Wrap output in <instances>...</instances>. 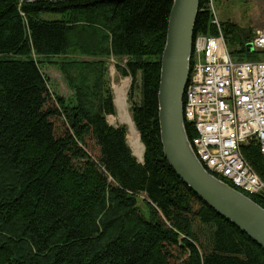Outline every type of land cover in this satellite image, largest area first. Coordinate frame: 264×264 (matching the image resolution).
<instances>
[{
	"label": "trees",
	"instance_id": "trees-1",
	"mask_svg": "<svg viewBox=\"0 0 264 264\" xmlns=\"http://www.w3.org/2000/svg\"><path fill=\"white\" fill-rule=\"evenodd\" d=\"M18 5L0 0V264H264V251L163 156L157 90L172 0ZM213 20L199 0L193 38L216 36ZM219 26L232 59L253 57L250 31L228 20ZM69 53L86 59L52 65L74 104L52 93L41 70L43 60ZM110 57L125 59L116 69L131 77V93L139 89L130 115L143 163L125 127L106 121L115 113ZM241 153L264 180L258 147ZM246 196L264 209L263 195Z\"/></svg>",
	"mask_w": 264,
	"mask_h": 264
},
{
	"label": "built area",
	"instance_id": "built-area-1",
	"mask_svg": "<svg viewBox=\"0 0 264 264\" xmlns=\"http://www.w3.org/2000/svg\"><path fill=\"white\" fill-rule=\"evenodd\" d=\"M76 0H19L21 5ZM216 36L197 35L192 40L189 77L182 100L185 128L194 154L205 170L246 195H263L262 180L241 153L249 144L264 160V28L250 44L251 59H232L214 12ZM248 52V51H247ZM248 197V196H247Z\"/></svg>",
	"mask_w": 264,
	"mask_h": 264
},
{
	"label": "water",
	"instance_id": "water-1",
	"mask_svg": "<svg viewBox=\"0 0 264 264\" xmlns=\"http://www.w3.org/2000/svg\"><path fill=\"white\" fill-rule=\"evenodd\" d=\"M198 1L172 0L167 21L157 90L163 156L193 194L264 251V209L205 170L194 154L184 125L182 100L189 77ZM246 47L252 51L250 44Z\"/></svg>",
	"mask_w": 264,
	"mask_h": 264
},
{
	"label": "rangeland",
	"instance_id": "rangeland-1",
	"mask_svg": "<svg viewBox=\"0 0 264 264\" xmlns=\"http://www.w3.org/2000/svg\"><path fill=\"white\" fill-rule=\"evenodd\" d=\"M214 12L218 22L230 21L241 29L243 33H248L250 31L251 37L257 30L264 28V0H214ZM250 37V38H251ZM234 50V49H231ZM86 59L85 57L79 55L78 53H69L67 56H59L52 58L51 62L48 59L43 60L41 65L42 73L45 74L49 87L52 93L57 96L63 97L68 101L69 104H74V92L69 89L68 83L66 81V76L62 74L60 68L52 65L53 62H63V61H82ZM125 59H117L110 57L107 63V76H106V86L110 89L112 95V102L114 105L115 113L114 115H109L106 117V121L110 126L118 127L123 126L126 129V143L131 151V154L135 159L140 162L143 160L144 146L140 141L138 132L136 131L134 124L131 120L130 107L132 104L139 101L138 87L135 88L134 93H131L132 80L131 77H124L121 75L117 69V63L123 66ZM139 81V75L137 76ZM127 84V85H126ZM125 110L133 124L135 131L138 134V139L143 148L141 159L138 157L137 153L133 151L131 146V140L129 136L128 126L119 121V112L116 105V95L115 90L125 87ZM139 207L143 210L144 206L139 203Z\"/></svg>",
	"mask_w": 264,
	"mask_h": 264
},
{
	"label": "bare ground",
	"instance_id": "bare-ground-1",
	"mask_svg": "<svg viewBox=\"0 0 264 264\" xmlns=\"http://www.w3.org/2000/svg\"><path fill=\"white\" fill-rule=\"evenodd\" d=\"M126 85L123 88L115 90V95H116L115 102H116V105L118 107L119 121L128 126L129 136H130V140H131V146L133 148V151L135 153H137L138 157L141 159L143 148H142L140 141L138 139V134L133 127V124H132V122H131L128 114H127V111L125 110L126 107H124L125 106Z\"/></svg>",
	"mask_w": 264,
	"mask_h": 264
}]
</instances>
